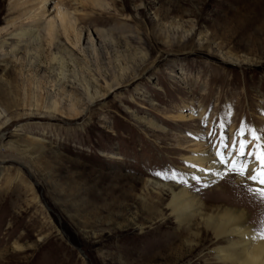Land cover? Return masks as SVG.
I'll return each mask as SVG.
<instances>
[{
  "label": "rangeland",
  "instance_id": "rangeland-1",
  "mask_svg": "<svg viewBox=\"0 0 264 264\" xmlns=\"http://www.w3.org/2000/svg\"><path fill=\"white\" fill-rule=\"evenodd\" d=\"M41 1L0 0V30L26 26ZM57 4L76 33L0 48V264H217L225 244L199 218L196 242L172 249L187 226L150 181L188 188L204 214L245 210L264 238V185L230 171L260 169L264 0H49L48 18ZM184 111L191 121L176 120ZM202 144L224 154L230 181L191 174Z\"/></svg>",
  "mask_w": 264,
  "mask_h": 264
},
{
  "label": "bare ground",
  "instance_id": "bare-ground-1",
  "mask_svg": "<svg viewBox=\"0 0 264 264\" xmlns=\"http://www.w3.org/2000/svg\"><path fill=\"white\" fill-rule=\"evenodd\" d=\"M14 1L17 4H20L24 0H13V2ZM25 1L26 3L29 2V0ZM48 1L49 0H42L39 7H37L36 9L31 8L28 11V15L25 18L26 26H20V28H17L15 30V32L12 31L10 34H6L5 32H7L8 28L11 25L15 24L13 19L10 18L7 21V26L0 30V34L4 33L1 34L2 37H4L2 38L0 48L3 49L4 46L10 45L12 52L18 53L24 46L34 45L36 46V48H33L32 51L38 52L40 50L41 31L46 32V34L51 37L52 41L58 40L60 29H63L65 33H68L69 30H72L76 33V20L71 18L70 13L58 4L55 7V15L50 18L47 17ZM33 9H35L36 11H34ZM12 39L15 41V43L13 44L9 43V41ZM28 60L30 62V58H28ZM53 60L54 62H56L57 56H54ZM64 78L65 75L63 73V68H61L58 74V79L56 81L58 86H60ZM84 90L88 101L91 104L95 103V101L98 100L101 96L99 92H97L96 90L92 91V89L87 85L85 86ZM52 107L54 110H56L57 104H53ZM4 114L5 113L3 111H0V118H2ZM192 119L193 114L188 113L187 111L181 112L178 116H176V120L180 122H189ZM151 125L155 128V130H163L161 127L156 126V124L154 123H152ZM198 146L199 148H197V150H193L196 155L189 158L186 157L187 159H185L190 161V163L192 164V170L190 171L191 174L201 179V182L206 184H219L222 181V178L225 177V175L227 178H229L227 180L230 181L231 177L230 175H228L230 173V167L225 166L222 161H219V157L216 155L217 151L212 152L208 147H206V144ZM249 168L256 169L255 164L251 162ZM236 179L237 183L242 181L240 177H237ZM148 184H150V187H152V189L169 192V194L171 195L169 208L172 211L173 217H176L180 225L187 226L185 227L187 228L186 231L181 230L182 232H178L177 236L176 234L173 235V239L176 241L175 243H178L177 246L172 248L176 251V253H179L180 255L185 245L189 247L193 245L198 234H189V232H191V229L193 227L192 225L199 218L202 225L205 226L206 229H208L213 234L216 240L220 242L222 241L221 243L225 244L216 247L212 252L213 259L217 264H264V238L258 236L251 225H248L249 217L245 210L227 207L218 208L216 209V211H213L210 214H204L198 210V200L195 199L194 196H192L188 188H182L177 191L176 188H174L172 185L164 184L161 182L150 181ZM183 232H187V237H185L186 240L185 238H182V240H180L181 236H183L184 234ZM177 238H179L178 241Z\"/></svg>",
  "mask_w": 264,
  "mask_h": 264
},
{
  "label": "snow or ice",
  "instance_id": "snow-or-ice-1",
  "mask_svg": "<svg viewBox=\"0 0 264 264\" xmlns=\"http://www.w3.org/2000/svg\"><path fill=\"white\" fill-rule=\"evenodd\" d=\"M253 139H257V137L253 136ZM247 147L245 143H241L240 148V156L246 155V152L244 149ZM218 157H222L224 154L221 152H217L216 154ZM257 159L260 162V169L259 172H257L255 169H250L247 167V165L243 164L242 162H232V166L230 171L236 174H239L241 176H248L249 179H251L253 182H258L261 185H264V146H262V149L257 156ZM227 163L226 161H223ZM261 197H264V188H261L258 190Z\"/></svg>",
  "mask_w": 264,
  "mask_h": 264
}]
</instances>
